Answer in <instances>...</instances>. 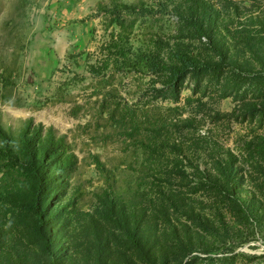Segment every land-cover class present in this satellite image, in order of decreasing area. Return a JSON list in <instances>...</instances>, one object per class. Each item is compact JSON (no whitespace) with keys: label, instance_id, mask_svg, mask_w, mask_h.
I'll use <instances>...</instances> for the list:
<instances>
[{"label":"rangeland","instance_id":"rangeland-1","mask_svg":"<svg viewBox=\"0 0 264 264\" xmlns=\"http://www.w3.org/2000/svg\"><path fill=\"white\" fill-rule=\"evenodd\" d=\"M0 264H264V0H0Z\"/></svg>","mask_w":264,"mask_h":264},{"label":"trees","instance_id":"trees-1","mask_svg":"<svg viewBox=\"0 0 264 264\" xmlns=\"http://www.w3.org/2000/svg\"><path fill=\"white\" fill-rule=\"evenodd\" d=\"M194 26L196 27V30L202 32L203 29L201 27H199L196 24ZM221 59H222V62H216V63L208 64V63H205V62H198V61H195V60L190 59V58L180 57L179 60L182 63V67L181 68L173 67L171 69L172 76H178L179 74L184 73L186 70H205V71H209V70H215V69H218V68H222L225 65L224 56H221Z\"/></svg>","mask_w":264,"mask_h":264}]
</instances>
